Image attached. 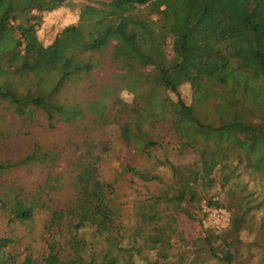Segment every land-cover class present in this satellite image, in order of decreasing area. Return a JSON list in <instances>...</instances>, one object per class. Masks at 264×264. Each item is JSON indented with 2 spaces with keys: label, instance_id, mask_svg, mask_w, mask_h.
<instances>
[{
  "label": "trees",
  "instance_id": "obj_1",
  "mask_svg": "<svg viewBox=\"0 0 264 264\" xmlns=\"http://www.w3.org/2000/svg\"><path fill=\"white\" fill-rule=\"evenodd\" d=\"M68 4L0 0V138L38 123L114 125L121 144L149 163L120 161V175L158 190L126 212L102 171L108 142L87 138L69 151L34 143L0 160V264H264V0L83 5L77 23L42 46L41 15ZM173 151L194 160L176 164ZM224 155L226 199L205 201L199 166L213 169ZM34 167L43 176L34 187L12 175ZM65 182L70 195L57 206L52 196ZM210 209L229 211L228 225L213 228ZM181 220L200 232L183 229L176 249L168 225Z\"/></svg>",
  "mask_w": 264,
  "mask_h": 264
},
{
  "label": "rangeland",
  "instance_id": "obj_2",
  "mask_svg": "<svg viewBox=\"0 0 264 264\" xmlns=\"http://www.w3.org/2000/svg\"><path fill=\"white\" fill-rule=\"evenodd\" d=\"M110 0H70L71 5H65L50 13H43L41 15V23L36 28V41L42 46L47 47L52 44L54 39L61 33V31L69 26L77 23L79 7L83 5H97L100 2H108ZM104 78L111 75L110 70L105 69L99 72ZM101 78V77H98ZM180 96L187 104L191 101V95L188 86H183L179 90ZM84 95V93H82ZM126 101L131 100V96L126 94L122 95ZM43 124V123H41ZM36 124L35 126L27 128L25 133H22L23 127L20 126V132L3 140L0 138V160H10L18 158L26 154L33 146L38 143L45 148H64L69 151L71 145H78L82 150L85 147L83 140L89 138L96 141H106L110 144L111 150L105 158L106 163L102 166L104 177L112 181L116 186L117 195L119 200L124 204L125 211L129 212L133 200L139 195H147L155 193L158 190V185L155 182L144 183L137 178H132L130 175H120L118 168L120 161L130 164L132 167L144 169L149 166L148 160L140 157L133 152H129L124 145L121 144L117 128L114 125L105 127L102 131L83 130L80 125H63L57 124L54 130H48L43 125ZM7 126V124H6ZM4 127V126H3ZM165 143H171L172 139L167 137ZM66 153V152H65ZM67 154V153H66ZM157 155H161L159 152ZM169 158L176 164L182 163L184 160L193 161L192 155H186V158L179 157L174 151L169 153ZM217 162L215 168L210 169L200 165L199 168L204 175L205 189L203 190L204 200L208 201L213 198H218L219 201L225 200V191L228 189V184L231 182L232 174L228 163V155H224ZM64 168V167H63ZM66 171H69L66 167ZM164 180L169 182L170 178L165 172H161ZM13 176H17L20 183L28 188L34 187L37 182L41 180V172L38 168L26 169L14 172ZM262 196L264 197V188L261 189ZM70 192L68 191V182H65L63 188L52 196V199L57 206H61L67 200ZM203 200V201H204ZM229 218L230 212L224 210ZM184 219V218H182ZM172 234V242L176 249H182L184 246V239L182 237V230H190L196 233L200 232L199 227L191 228L183 220L176 225H168ZM38 229V227H37ZM5 227L0 222V232L3 233ZM19 233H23L22 229H18ZM249 238V237H246Z\"/></svg>",
  "mask_w": 264,
  "mask_h": 264
},
{
  "label": "built area",
  "instance_id": "obj_3",
  "mask_svg": "<svg viewBox=\"0 0 264 264\" xmlns=\"http://www.w3.org/2000/svg\"><path fill=\"white\" fill-rule=\"evenodd\" d=\"M208 222L213 228L220 230L228 225L229 216L224 210L210 209Z\"/></svg>",
  "mask_w": 264,
  "mask_h": 264
}]
</instances>
